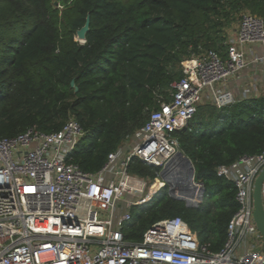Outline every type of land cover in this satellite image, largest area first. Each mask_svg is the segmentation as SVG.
I'll use <instances>...</instances> for the list:
<instances>
[{
  "label": "trees",
  "instance_id": "trees-1",
  "mask_svg": "<svg viewBox=\"0 0 264 264\" xmlns=\"http://www.w3.org/2000/svg\"><path fill=\"white\" fill-rule=\"evenodd\" d=\"M242 13L264 20V0H0V139L30 127L56 132L72 118L84 131L72 162L97 172L145 123L157 97L169 99L184 59L208 50L225 55L223 31ZM175 136L202 199L186 207L166 185L131 208L124 239L139 242L152 224L179 217L218 252L238 204L234 184L216 170L264 150V98L221 108L203 102ZM159 171L135 158L128 168L149 181Z\"/></svg>",
  "mask_w": 264,
  "mask_h": 264
},
{
  "label": "built area",
  "instance_id": "built-area-1",
  "mask_svg": "<svg viewBox=\"0 0 264 264\" xmlns=\"http://www.w3.org/2000/svg\"><path fill=\"white\" fill-rule=\"evenodd\" d=\"M253 45L264 48V20L242 13L225 55L208 50L184 59L181 77L169 85V99L157 97L145 123L95 173L72 162L84 136L72 118L56 132L30 127L0 139V264H264V240L252 219L253 182L264 168V150L216 170L234 184L238 204L218 252L200 243L179 217L152 224L139 242L126 241L122 232L131 208L167 185L161 170L179 151L175 133L197 107L239 101L229 82L264 63ZM133 158L160 168L147 190L128 172Z\"/></svg>",
  "mask_w": 264,
  "mask_h": 264
},
{
  "label": "water",
  "instance_id": "water-1",
  "mask_svg": "<svg viewBox=\"0 0 264 264\" xmlns=\"http://www.w3.org/2000/svg\"><path fill=\"white\" fill-rule=\"evenodd\" d=\"M88 30V18L85 25L76 33L79 41L83 42L85 33ZM73 86V82L70 83ZM76 90V89H75ZM175 172L173 177L171 172ZM173 172V173H174ZM177 175V176H176ZM161 178L167 182L168 193L172 199L182 200L186 207H195L202 199L203 187L194 182V168L190 160L180 151L162 168ZM172 178V180L170 179ZM264 180V168L257 175L253 182L252 219L255 227L264 240V205L262 201V183Z\"/></svg>",
  "mask_w": 264,
  "mask_h": 264
},
{
  "label": "rangeland",
  "instance_id": "rangeland-1",
  "mask_svg": "<svg viewBox=\"0 0 264 264\" xmlns=\"http://www.w3.org/2000/svg\"><path fill=\"white\" fill-rule=\"evenodd\" d=\"M237 27L238 20L233 21L228 27H225L223 32L228 36V38L233 37L235 35ZM235 78L236 79L234 81L235 84L233 85V88L231 89L230 87L229 89L232 93L233 89L234 92H237L238 100L247 99L251 96H260L264 98V63H259L254 66H250L247 70L241 72L239 76ZM243 89H247L248 93L243 94ZM139 180L142 183L144 189L147 190L151 181L142 178H139Z\"/></svg>",
  "mask_w": 264,
  "mask_h": 264
},
{
  "label": "crops",
  "instance_id": "crops-1",
  "mask_svg": "<svg viewBox=\"0 0 264 264\" xmlns=\"http://www.w3.org/2000/svg\"><path fill=\"white\" fill-rule=\"evenodd\" d=\"M251 48V47H250ZM252 49L255 50V52H259L260 54H264V48L262 49L260 45H253ZM235 80H231L228 84L229 88L231 87V89L233 88V85L235 84L234 82ZM233 93L235 94V98L238 100V95L237 92H234L233 89ZM252 97V96H251Z\"/></svg>",
  "mask_w": 264,
  "mask_h": 264
},
{
  "label": "bare ground",
  "instance_id": "bare-ground-1",
  "mask_svg": "<svg viewBox=\"0 0 264 264\" xmlns=\"http://www.w3.org/2000/svg\"><path fill=\"white\" fill-rule=\"evenodd\" d=\"M173 172H174V170H173ZM173 172H171V174H170V176H174V175H172V174H175V172L173 173ZM177 176V175H176ZM174 178V177H173ZM171 180H172V178H170Z\"/></svg>",
  "mask_w": 264,
  "mask_h": 264
}]
</instances>
